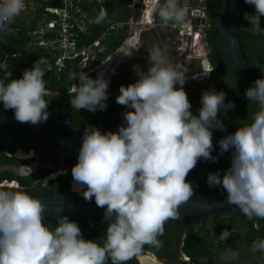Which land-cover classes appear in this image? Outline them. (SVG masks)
I'll list each match as a JSON object with an SVG mask.
<instances>
[{"label":"clouds","instance_id":"clouds-1","mask_svg":"<svg viewBox=\"0 0 264 264\" xmlns=\"http://www.w3.org/2000/svg\"><path fill=\"white\" fill-rule=\"evenodd\" d=\"M34 1L32 12L24 13V0H0V32L10 31L9 25L17 16L32 17L40 3ZM245 3L255 9L244 14L245 20L254 34L264 35V0ZM47 7L51 6L44 7L39 21L47 19L42 15ZM158 15L164 24L183 25L187 9L178 0H164ZM105 20L106 12L101 9L94 22ZM31 42L37 46L36 41ZM150 56L147 72L136 82L120 86L116 102L131 109L123 114L125 124L107 133L86 127L78 163L71 169L75 186H79L75 190L83 189L85 200L94 197L98 207L106 208L108 227L103 244L86 240L78 224L67 216H57V225L49 228L44 223L46 206L41 200L0 185V264H108L109 260L111 264H126L144 245L159 247L158 236L166 223L180 219V207L194 195L186 177L201 158L218 160L212 156V130L226 131L218 114L221 110L226 114L235 104L225 103L227 94L223 91L205 90L199 115H194L183 88L186 79L182 70L167 63L159 52ZM41 63L37 60L22 78L5 83L11 73L0 77V101L5 110H14L20 123L38 125L49 118ZM4 69L0 65V70ZM77 78L79 84H72L69 91L72 108L93 113L106 110L109 78L101 73L93 79L83 71L72 79ZM245 97L256 103L258 110L250 124L220 139V155L231 150V166L223 176L219 171L209 173L207 183L209 187L221 186L227 192L225 203L236 206L248 219H264V77L245 90ZM231 235L228 229L221 233L224 239ZM252 250L264 252V240L254 241ZM224 255L235 259L238 253L226 250Z\"/></svg>","mask_w":264,"mask_h":264},{"label":"trees","instance_id":"trees-1","mask_svg":"<svg viewBox=\"0 0 264 264\" xmlns=\"http://www.w3.org/2000/svg\"><path fill=\"white\" fill-rule=\"evenodd\" d=\"M129 0H104L99 2L98 0H80L78 5L87 14L86 16L91 20L88 24L87 30L84 33H78V41L76 43L77 49L82 47H87L91 45L96 39H98L101 33L106 29V27L114 21H126L128 19L130 7L127 6ZM39 5L33 12V16L27 23L21 16H17L9 28H15V30L10 29L7 33L0 32V49L3 48L7 55H13L12 61L8 64V73L11 76L5 83L9 82L11 79L22 78L23 72L26 69H31L37 60L42 61L41 67L45 70V84L46 91L48 95L45 97L49 101V107L47 109L49 116L56 113L54 108L58 109L59 113L62 115V109L67 106H71L69 91L72 88V84H79V79L73 80L74 75L80 73L82 55L65 59L62 66L55 64L56 58L60 55L59 50L54 49H44L38 45L34 47L31 52L20 55L19 51L22 50L29 42L35 41L34 36L31 34L33 28L37 21L41 19V11H43L46 6H59L60 3L57 0H40ZM239 6L238 22L240 33V41L243 50L250 62H255L259 58L264 62V35L254 34L251 25L244 18L245 13H254V6L248 5L243 0ZM102 5L106 6V20L103 23L96 24L95 18L100 12V7ZM221 0H205V7L207 10V19L209 27L206 29L205 41L207 43V61L210 64V70L207 74L201 78H194L188 72H184V77L186 79L184 90L188 95L189 101L201 103V96L205 90H212L220 92L222 91V64L220 51L218 50L220 46L219 34L214 32V26L219 19ZM151 31H145L141 34L142 40H147L146 51H149L154 46L161 47V42L165 43L168 48L167 57L174 58L173 50L169 48V42L173 38V33L165 28L153 26ZM261 27L264 28V16L261 17ZM127 26L124 30L113 32L107 36L105 40L102 41L104 49L101 52H97L95 59H103L113 50H115L125 36ZM76 30V28H75ZM243 33V34H242ZM245 34V35H244ZM248 35V36H246ZM215 50V51H214ZM151 51V50H150ZM93 60H88L87 64L92 63ZM46 64L49 66L47 67ZM201 69V68H200ZM200 69L197 68L196 71ZM1 72V70H0ZM254 79H250L244 76L243 81V100L236 107V112H238L233 120L241 125L250 124L252 122L253 114L258 110V105L254 102H249L245 97V90L252 85ZM120 95L118 90L116 95L108 96L106 110H97L96 112H91L86 109L76 110L71 107H65V112L69 113L72 117L73 125L84 131L86 127L93 126L98 128H108V127H119L125 124L124 113L131 109L125 106L119 105L116 102L117 96ZM199 109L191 111L194 115H199ZM6 134L11 136H16L18 139L22 137L25 138L24 149H29L30 147L37 146L36 143L22 136L20 133L9 129H1ZM213 131V130H212ZM214 132V131H213ZM4 141L0 139V162L1 163H13V164H23L32 160L30 159H17L9 157L4 154L2 146ZM41 163L42 166H38L32 169V171L26 176H18L13 172L6 171L0 173V181L4 178L8 180H18L23 189L21 191L27 192L33 197L40 196L39 192H45L48 195H54L56 187H62L63 192H67L66 189L69 184V179L72 178V167H69L62 161H60L56 156L41 148ZM44 163L53 164L54 166L67 167L68 171L63 174L56 176L49 180L48 185L41 186L39 180L44 178L51 170L43 166ZM230 218L232 220H230ZM254 219H248L242 212L239 213H227L209 221L210 226H212L214 231L220 232L222 229H228L230 231V225L234 228V234L239 235V233H245V239L247 240L250 248L251 254H260L264 257V252L253 251L252 244L254 241L261 239L264 240V223H260L258 227L253 224ZM231 221V222H230ZM48 226H51V222L44 221ZM239 223V227H237ZM198 221L194 223L187 224L185 226L174 229V227H165L162 235L158 236L160 241V246L144 245L140 252L133 255L126 264H139L138 256L145 254L146 252L152 253L156 258L163 260L167 264H179L180 251L188 255L192 259L196 260L198 264H217L218 261L217 253H213L207 245L200 244ZM207 229V228H206ZM232 229V230H233ZM210 233V228H208ZM86 240H93L95 242L101 240L104 235V224H94L90 225L87 231L82 234ZM207 239V238H206ZM230 240V237L228 238ZM103 244V242L99 243ZM236 248V241L233 244V249ZM220 251L230 250L229 244L220 245ZM109 264V261H108Z\"/></svg>","mask_w":264,"mask_h":264},{"label":"water","instance_id":"water-1","mask_svg":"<svg viewBox=\"0 0 264 264\" xmlns=\"http://www.w3.org/2000/svg\"><path fill=\"white\" fill-rule=\"evenodd\" d=\"M244 3L243 0H221L220 14L217 23L214 26V32L219 34L220 51L223 80L222 91L225 92L227 104L229 101L234 102L235 108L224 110L218 114V118L226 126V131L213 129V151L212 156L218 157L216 162L204 160L201 158L195 168L190 171L186 180L191 183L194 189V195L189 201L182 205L179 209L181 217L178 220H169L165 227H174V229L184 226L185 224L196 221L201 217L220 214L226 211L238 212V208L234 205L225 203L227 192L221 187H209L207 177L209 173L219 171L223 176L231 166V150L220 155L219 141L221 138L234 134L242 125L236 123L233 117L236 112L237 105L243 100V81L244 76L256 80L264 77V62L259 58L255 62H250L243 50L238 22L239 6ZM201 4H205L202 0ZM197 10L193 13L197 14ZM193 22L197 23L198 19L193 18ZM243 34V33H242ZM245 35V34H244ZM248 36V35H246ZM34 44L29 42L22 50L20 55L31 52ZM215 51V50H214ZM13 55H6L3 48L0 49V60L4 66V70L0 73V77L6 76L8 72V64L12 61ZM132 62L130 60L118 63L116 74L110 79L109 88L107 90L111 95H116L120 85H126L130 77ZM190 111L200 109L202 104L192 102ZM65 107H71L65 105ZM63 108V111L65 109ZM65 119L58 120L56 116H49L47 121L38 125L31 123H20L15 117L12 109L5 110L3 102L0 101V126L10 128L21 135L35 142L60 161L72 167L78 163L79 149L82 146V136L84 131L76 128L72 123V117L66 113ZM120 127V126H119ZM119 127L99 128L102 133L108 131L116 132ZM42 195V196H41ZM34 197L45 204L44 221L58 223L57 216H67L70 221H74L84 234L90 225L104 224L103 238L97 243L104 242L106 239V230L108 222L104 219L106 208L98 207L95 198L87 201L83 195H65L57 188L54 196L49 197L41 194ZM109 264L111 261L109 260Z\"/></svg>","mask_w":264,"mask_h":264},{"label":"built area","instance_id":"built-area-1","mask_svg":"<svg viewBox=\"0 0 264 264\" xmlns=\"http://www.w3.org/2000/svg\"><path fill=\"white\" fill-rule=\"evenodd\" d=\"M57 1L60 3L59 6L45 8V13L42 15L43 18L46 16L47 19L38 21V24L34 28L32 34L34 35L36 41L35 43L39 47L60 51V55L55 60V64L58 66H62L65 59L77 56L78 54L83 56L81 60V66L87 65V61L89 59L93 60L94 62L96 60V53L101 52L104 49L102 41L105 40L111 33L124 30L126 26H129L128 19L126 21H114L106 27V29L101 33L100 37L96 39L91 45L77 49V34L86 32L87 26L91 23V20L78 5L80 0ZM98 1L101 3L104 0ZM163 2L164 0H160L158 6ZM178 2L181 6L187 9V18L183 25H177L173 22L164 24L158 15V6L152 16L149 14V20L152 22L153 26L165 28L173 33V38L169 42V48L170 50H173L174 58L172 59L167 57V53H165L164 57L166 58L167 62L175 63L179 66H185L190 62L196 61L197 58H200V60L203 62L202 59H204V54L207 47L205 33L206 29L209 27L205 4H201L202 0H178ZM26 3V0H24L25 7L23 11L24 13H30L29 10H32L36 7L35 1L28 0L27 5ZM133 5V2L129 0L127 6L132 8ZM101 9L106 11V6L102 5L100 7V10ZM194 10L198 11L197 14L193 13ZM193 18H197L198 22L194 23ZM42 21L43 24H41ZM94 48L98 49L96 52H93L92 57H89V53H92ZM200 52L202 53L200 54ZM117 56L118 55H114L112 57ZM124 60H126V57L120 58L119 56V58L116 60L115 67H117L118 63ZM46 66L48 67L49 65L46 64ZM115 67L112 66L110 71L113 72ZM196 73L198 74L192 76L194 78H200L205 75L206 71H196ZM176 87L179 88L180 85L177 84Z\"/></svg>","mask_w":264,"mask_h":264},{"label":"flooded vegetation","instance_id":"flooded-vegetation-1","mask_svg":"<svg viewBox=\"0 0 264 264\" xmlns=\"http://www.w3.org/2000/svg\"><path fill=\"white\" fill-rule=\"evenodd\" d=\"M159 2H160V0H156L153 2V4H155L154 5L155 10H156ZM143 12H144V10H143ZM131 52L133 54V48H131L130 52L125 51V53L123 54V55H125L124 57H126V60H130L132 62V68H131L130 76L133 74V67H134L132 56H128L129 53H131ZM117 58H119V56L112 57L110 59V61L108 62L105 70H103V75H104L105 79L109 78V81L112 78V76H114L116 74V69H114L115 72L114 71L111 72L110 68L112 66L115 67ZM204 59H205V62H204L205 68H204V65H202L199 72L210 70V64L207 61V50L205 52ZM0 65H3L1 60H0ZM1 72H2V70H1ZM108 96H111V94L108 93ZM54 110L56 111V113L53 114L52 116H56L58 118V120H60V118L65 119L66 114L64 113L63 109H62V111H63L62 115L59 113L58 109L54 108ZM4 128H6V127L0 126V139H2L4 141L3 146H2L4 154L9 156V157H13V158H17V159H30V158H32V160L29 162L23 163V164H19V165L13 164V163H1L0 162V173L10 171V172H13L15 175H18V176H26L32 171L33 168L38 167V166H42V163H41V158H42L41 148L42 147L37 144V146H35V147H30L29 149H24L23 146L25 144V138L22 137L21 139H18L16 136L8 135L3 130H1ZM43 166L48 167L51 171L48 174H46L44 178L39 180L41 186L48 185V182L50 179L55 178L56 176L63 174L66 171H68L67 167L54 166L53 164H48V163H44ZM0 185H2L5 189H12V190H22L23 189V186H21V184L19 183L18 180H8V179L4 178L0 181ZM75 187L79 188V186H75V182H74L73 177H72L69 179V184H68V187L66 189V191H67L66 193L63 192L62 187H56L53 194L56 193L57 188H60V190L65 195H82L83 189H81L80 191H77V190H75ZM39 194L40 195L43 194V195H46L49 197L54 196V195L50 196L45 192H39ZM230 212L239 213L240 210L238 209V212H234V211L222 212L220 214H217L216 217L221 216L223 214L230 213ZM216 217H215V215H210V216H206V217H201V218L197 219L196 221H198L197 226H198V228H200L199 229V231H200L199 232L200 244L201 245H207L213 253H217V258H216V260L218 261L217 264H264V257L262 255L251 254V248H250L247 240L245 239V233L244 232H241V233H239V235H236V234H234V229H233L234 227L232 225H230V231L232 232V235L230 236V240H229L228 238L224 239L221 236V233L225 229L220 230V232L214 231L212 229L213 227L210 226L209 221L213 220V218H216ZM230 220H232V219L230 218ZM196 221H194V222H196ZM194 222H191V223H194ZM260 223H264V219L254 218L253 224L255 227H258L260 225ZM188 224H190V223H188ZM56 225H57V223L53 224L51 222V226H48V225H46V226L54 229ZM185 225H187V224H185ZM239 225L240 224L237 223V227H239ZM208 228H210V233L208 231ZM235 241H236V248L233 249V244L235 243ZM224 244H229L230 250L238 253L237 258H235V259L228 258L224 255V253L226 251L222 252L219 250L220 245H224ZM146 256L150 257L151 260H149ZM179 261H180L179 264H198L196 262V260H194L191 257H189L188 255L184 254L182 251H180ZM138 262H139V264H151L153 262H156V264H167L163 260L156 258V256H154L150 252H146L145 254L139 255L138 256Z\"/></svg>","mask_w":264,"mask_h":264},{"label":"rangeland","instance_id":"rangeland-1","mask_svg":"<svg viewBox=\"0 0 264 264\" xmlns=\"http://www.w3.org/2000/svg\"><path fill=\"white\" fill-rule=\"evenodd\" d=\"M131 1L133 2V4L135 3V5L129 11V14H128L129 26H127L125 36L121 44L119 45V47L115 49L114 51H112L111 53H109L105 58L97 59L90 64L81 66L80 72L83 71L87 73L91 78L96 79L99 74L101 73L103 74V70H105L112 56L118 55L120 56V58L124 57L125 55L123 54L125 53V51L130 52L131 48H133V54L131 52L128 55V56H132V60L134 63L133 74L128 79V83L125 85L126 87L129 84L136 82L139 79V76H142L147 72L152 62L150 54L159 52L162 54L163 58L166 59L164 56H165V53H167L165 51L168 50V48L165 46V43H163V41L161 42L162 44L161 47L154 46L152 49H150L151 51L150 50L146 51V45L148 44V42L147 40L141 39V34L143 32L151 31L152 28H154L152 22H150L149 20V14H151L150 16L154 14L155 4H153V2L156 0H131ZM143 10H144V14H142ZM24 18H26L25 21L28 23L31 17L26 16ZM10 29L15 30V28H10ZM130 43L132 44L130 45ZM127 46L128 48L126 49ZM97 49L98 48H94L92 50V53H89V57H92L93 52H96ZM201 53L202 52H200V54ZM201 62L202 61L200 60V58H197L196 61L190 62L185 66L184 65L179 66L175 63H169V62L167 63L173 66H178L182 70L183 73L188 72L190 74L197 75L198 74L196 73L197 68L200 69L202 65H204V68H205V64H201ZM120 86H119V89H120ZM146 257L149 260H151L150 257L148 256ZM151 264H156V262H153Z\"/></svg>","mask_w":264,"mask_h":264},{"label":"bare ground","instance_id":"bare-ground-1","mask_svg":"<svg viewBox=\"0 0 264 264\" xmlns=\"http://www.w3.org/2000/svg\"><path fill=\"white\" fill-rule=\"evenodd\" d=\"M149 12H150V11H149ZM149 12H148V13H149Z\"/></svg>","mask_w":264,"mask_h":264}]
</instances>
